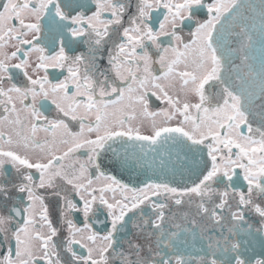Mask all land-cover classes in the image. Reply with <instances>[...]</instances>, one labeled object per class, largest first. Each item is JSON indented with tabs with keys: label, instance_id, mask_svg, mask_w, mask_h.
Returning a JSON list of instances; mask_svg holds the SVG:
<instances>
[{
	"label": "snow or ice",
	"instance_id": "obj_1",
	"mask_svg": "<svg viewBox=\"0 0 264 264\" xmlns=\"http://www.w3.org/2000/svg\"><path fill=\"white\" fill-rule=\"evenodd\" d=\"M0 264H264V0H2Z\"/></svg>",
	"mask_w": 264,
	"mask_h": 264
},
{
	"label": "flooded vegetation",
	"instance_id": "obj_2",
	"mask_svg": "<svg viewBox=\"0 0 264 264\" xmlns=\"http://www.w3.org/2000/svg\"><path fill=\"white\" fill-rule=\"evenodd\" d=\"M0 2H2V0H0ZM187 31V30H186ZM59 71L60 70H50L49 71V76H50V78H53L54 76H58V78H63L62 76H59L58 74H59ZM41 74H43V73H41ZM66 74V73H65ZM153 100H154V103H153V108H155V107H163L164 105H163V102H158V101H155V98H153ZM113 174H116L117 176H118V178H120V179H123L124 180V182H129V178H128V175L127 174H120L119 172H113ZM135 180V177H133V181ZM134 186H139V185H135L134 184ZM100 219H103V217H101ZM94 227L97 229V230H100L101 229V227H102V225H99V224H97V225H94ZM129 229H131V226H129ZM199 247H200V245L199 244H197L196 245V249H189V251L193 254V255H196L197 254V249H199ZM259 248H257L256 249V252L257 253H259Z\"/></svg>",
	"mask_w": 264,
	"mask_h": 264
}]
</instances>
